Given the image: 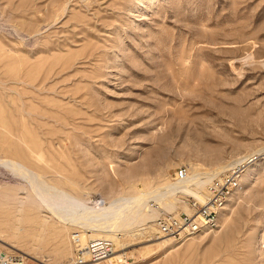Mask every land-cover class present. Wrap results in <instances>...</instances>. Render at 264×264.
Listing matches in <instances>:
<instances>
[{
  "label": "rangeland",
  "instance_id": "obj_1",
  "mask_svg": "<svg viewBox=\"0 0 264 264\" xmlns=\"http://www.w3.org/2000/svg\"><path fill=\"white\" fill-rule=\"evenodd\" d=\"M246 154L214 228L163 237L158 206L133 220L125 199L178 168L211 177ZM91 238L114 252L82 256ZM0 247L28 264H264V0H0Z\"/></svg>",
  "mask_w": 264,
  "mask_h": 264
},
{
  "label": "built area",
  "instance_id": "obj_2",
  "mask_svg": "<svg viewBox=\"0 0 264 264\" xmlns=\"http://www.w3.org/2000/svg\"><path fill=\"white\" fill-rule=\"evenodd\" d=\"M257 157V154H246L237 164H233L220 174L212 175L206 183V195L202 200L189 196L187 211H165L157 218L159 232L174 240H180L203 229L214 228L217 225L216 214L224 204L228 195L237 186L243 169ZM186 174L185 168H178L175 176L182 178ZM87 256L92 260L106 258L111 250V240L107 238H91L85 243ZM0 264H28L27 258L14 251L0 247Z\"/></svg>",
  "mask_w": 264,
  "mask_h": 264
},
{
  "label": "bare ground",
  "instance_id": "obj_3",
  "mask_svg": "<svg viewBox=\"0 0 264 264\" xmlns=\"http://www.w3.org/2000/svg\"><path fill=\"white\" fill-rule=\"evenodd\" d=\"M19 167V166H18ZM6 171V170H5ZM23 171V170H22ZM24 172V171H23ZM243 172V171H242ZM242 172H241V174H240V176L242 175ZM11 173V172H10ZM13 173V172H12ZM192 173V172H191ZM18 174V173H17ZM21 175V174H20ZM201 175V174H200ZM199 174H197V173H192V174H188V172H187V170H186V174H185V176L184 177H182V178H179V177H177L176 176V179H178L175 183H171V184H168V185H166V186H164V187H162L160 190H158V191H153V192H151V194H149V198L150 199H147L148 200V202H147V200L146 201H143V202H140L139 200L136 202V203H134V201L135 200H137L138 198H139V196L138 197H135V198H133V199H125L127 202H128V204L129 203H131V204H129V205H131V206H133L134 208H137L138 206H139V209L141 208V207H143V211L145 212V214H143L142 215V213L141 214H139V211H137L138 213H135V214H132V215H134V219L133 220H135V221H141L142 219H140L141 217H146L148 220H153L154 218H157V215H158V213H155V210L153 209V207L155 208V207H159L160 208V210L161 209H163V210H165V211H168V212H170V211H172L173 212V210L177 207V203L179 204L180 202H183V203H181V204H184L185 205V203H184V201H183V199L181 200V199H179L177 196H176V194L177 193H179V192H181V193H185V192H190V194H192V196L194 195V196H197L200 192H203V190H204V185H203V183L204 182H207L211 177L210 176H200ZM22 176V178H23V175H21ZM28 176H30L31 177V175H28ZM26 177V175H25V177H26V179H28L29 177ZM35 176H36V174H35ZM33 177V176H32ZM31 177V178H32ZM37 177V176H36ZM33 179V178H32ZM31 179V180H32ZM35 179V178H34ZM33 179V180H34ZM38 179V178H37ZM36 179V180H37ZM32 180V181H33ZM239 180H240V178H239ZM29 181V183H32V181L30 182V179L28 180ZM35 181V180H34ZM33 181V182H34ZM38 182H39V180H38ZM37 185L36 184V182L35 183H33L32 185ZM40 184V183H39ZM238 185H239V181H238V184H237V186L231 191V193L228 195V197H227V199L230 197V195L238 188ZM38 187V186H37ZM23 189V188H22ZM34 191H35V195L40 199V197H41V199H43L42 198V194H44V192H43V189L42 188H40V187H38V188H35V189H33ZM205 194H206V192H204ZM142 197H144V196H142ZM124 199V198H123ZM122 199V200H123ZM227 199H226V201H227ZM153 202L152 204L150 203V202ZM226 201L224 202V204L218 209V211L221 209V208H223L224 206H225V204H226ZM127 202H125V203H127ZM140 202V203H139ZM147 202V203H146ZM123 203H124V201H123ZM122 203V204H123ZM23 203H21V205H22ZM20 205V204H19ZM66 206V205H65ZM116 206V205H115ZM186 206V205H185ZM157 207V208H158ZM187 207V206H186ZM121 209V208H120ZM122 209H123V207H122ZM129 209H131V208H128V211H130ZM133 209V208H132ZM19 210V209H18ZM17 210V211H18ZM158 210V209H157ZM114 211H115V209H114ZM118 211V210H117ZM123 211V210H122ZM176 211H178V210H176ZM187 212H189V209L187 208V210H186ZM218 211H217V214H216V220H217V222H218V219H217V215H218ZM112 212V211H111ZM110 212V213H111ZM127 212V211H126ZM118 213V212H117ZM123 214V216H124V214H125V212L123 211L122 212ZM128 213V212H127ZM134 213V212H133ZM114 215H116V213L114 214ZM113 215V216H114ZM121 215V216H122ZM128 215V214H127ZM104 216H106V215H104ZM104 216H102L101 217V219L102 220H99V221H103V220H105L104 218ZM112 216V217H113ZM116 217V216H115ZM128 217V216H127ZM130 217V216H129ZM114 218V217H113ZM120 218V217H119ZM125 218V217H124ZM145 218V219H146ZM117 219V218H116ZM96 220V219H95ZM113 220V219H112ZM112 220H110V219H107V222L108 221H111L112 222ZM124 220V219H123ZM144 220V219H143ZM142 220V221H143ZM94 221V220H93ZM97 222H98V220H96ZM106 221V220H105ZM115 221V220H114ZM119 221V220H118ZM121 221V220H120ZM126 221V220H125ZM127 221H128V219H127ZM126 221V222H127ZM145 221V220H144ZM84 223V222H83ZM94 223V222H93ZM103 223H105L106 224V222H104L103 221ZM141 223V222H140ZM97 224H99V223H97ZM111 224V223H110ZM115 224V223H114ZM94 225H96V224H94ZM104 225V224H103ZM100 226V225H99ZM118 226V225H117ZM132 226V225H131ZM130 226V227H131ZM90 227H91V225H90ZM101 228V227H100ZM120 228V227H119ZM16 229L17 230H19L20 228L19 227H16ZM162 235V234H161ZM163 236V235H162ZM190 236V235H189ZM189 236H187V237H189ZM163 237H166V238H171V237H168V236H163ZM187 237H185V238H187ZM185 238H183V239H185ZM182 239V240H183ZM85 243L86 242H84V243H79V245H80V249H82V252H81V255L82 256H86L87 254H86V251L84 250V248H85ZM114 251H113V248H112V250H111V252H110V255L113 253ZM110 255H108L105 259H107Z\"/></svg>",
  "mask_w": 264,
  "mask_h": 264
}]
</instances>
